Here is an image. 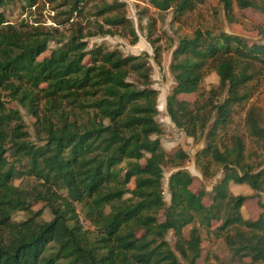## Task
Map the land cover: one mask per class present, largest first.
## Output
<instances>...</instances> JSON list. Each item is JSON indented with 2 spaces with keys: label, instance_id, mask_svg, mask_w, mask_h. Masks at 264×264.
Returning a JSON list of instances; mask_svg holds the SVG:
<instances>
[{
  "label": "trees",
  "instance_id": "1",
  "mask_svg": "<svg viewBox=\"0 0 264 264\" xmlns=\"http://www.w3.org/2000/svg\"><path fill=\"white\" fill-rule=\"evenodd\" d=\"M131 1L153 47L156 19L149 7L181 23L201 3ZM218 1L230 23L234 3L264 14V0ZM13 3L25 15L17 24L3 11ZM254 30L253 40L195 29L171 54L167 116L185 136L204 138L196 157L202 175L213 177L212 165L222 172L205 206V191L190 189L187 153L179 148L171 155L161 144L149 55L89 48V40L108 36L137 44L128 0H0V264H196L207 239L223 241L232 262L264 264V219H244L248 197L229 190L236 184L264 193V157L257 153L264 152V127L255 106L246 110L243 133L229 131L237 109L264 90V26ZM209 72L218 85L203 91ZM191 94L193 103L179 99ZM12 102L34 118L40 144L30 141ZM166 165L176 168L167 182L169 203ZM18 179L33 185L22 188ZM38 202L50 221H41L40 211L14 219Z\"/></svg>",
  "mask_w": 264,
  "mask_h": 264
},
{
  "label": "rangeland",
  "instance_id": "2",
  "mask_svg": "<svg viewBox=\"0 0 264 264\" xmlns=\"http://www.w3.org/2000/svg\"><path fill=\"white\" fill-rule=\"evenodd\" d=\"M129 5V16L132 19L134 26L137 30L139 40L137 44L131 45L128 39H124L119 36L115 37H103L94 38L89 40V48L93 46L104 45L107 48L113 50H119L123 55H140L147 53L149 55V64L151 66V80L152 88L158 93V110L159 115L157 121L161 124L163 129V135L161 136V144L166 152L173 154L177 149H182L187 153L188 158L184 162L183 168L187 170L193 177V182L190 187L191 191L197 193L201 190L205 191V196L203 197V204L209 206L212 203V187L221 179L222 172L220 168L212 165L211 170L214 172V176L211 178H205L200 167L196 163L197 153L200 152L205 147L204 138H198L194 140L185 136V134L171 123L169 117L167 116L165 109L166 97L171 92L174 87L173 77L170 74L169 67L171 64V54L175 47L177 46L179 40L185 36H190L195 29H208L215 33L224 31L226 33L243 35L251 39H255V27L264 26V14L255 9H245L240 10L234 3L233 17L234 21L232 23L228 22L222 6L219 4L218 0H201V3L196 7V9L186 15L181 23H176L172 19L171 12L158 13L154 9L149 7L150 14L156 19V28L152 37V41H155V47H160V60L159 65L154 61V49L150 42L148 41L146 20H138L136 16V2L128 0ZM145 6L139 3V7ZM6 20L12 24H17L20 20L25 18V15L21 9L20 4L13 3L8 4L3 9ZM48 25L49 20H46ZM50 47H53L51 44ZM49 55V52L45 53L43 57ZM218 85V77L214 72H209L204 79L201 90L208 91L211 88ZM179 99L193 103L197 99V95H180ZM254 105L257 109V113L264 127V90H260L251 101L244 106L243 109L238 108L237 113L234 116V124L229 128V131L237 129V131L244 132L243 122L245 118V113L250 105ZM9 108L17 109L22 116L23 122L25 123V130L29 134V139L32 143L40 144L37 140L35 133V120L31 117L22 107H20L16 102L8 103ZM248 149H254L250 145V141L247 140ZM258 155L264 157V152L257 151ZM176 171V168L166 165L164 167V180H163V190H164V200L169 203V194L167 190V182L169 176ZM15 185L21 186L22 188H27L33 185V180L31 179H18L15 181ZM133 187V184L130 185ZM233 195H243L248 197L242 210V216L247 220H256L260 216L264 219V193L256 195L253 193L246 185H232L229 189ZM41 212L39 219L41 221H50L52 215L48 208L41 203H33L31 205L30 212H19L15 215L14 219L16 221H21L30 216V213ZM160 221L163 220L162 216L159 218ZM217 223H213V226H217ZM189 232V227L184 230V235L187 236ZM167 241L173 247L175 243V237L170 232L167 236ZM201 257L197 260L196 264H237L231 261V254L226 248L223 241H213L207 239L201 245ZM209 255V261H206ZM217 257V259L215 258ZM183 263V262H182ZM246 264H249V260H245Z\"/></svg>",
  "mask_w": 264,
  "mask_h": 264
}]
</instances>
